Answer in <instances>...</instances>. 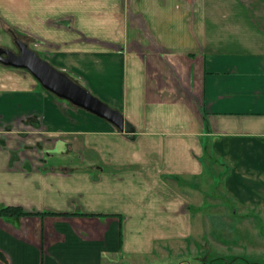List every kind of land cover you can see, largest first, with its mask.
<instances>
[{"label":"crops","instance_id":"1","mask_svg":"<svg viewBox=\"0 0 264 264\" xmlns=\"http://www.w3.org/2000/svg\"><path fill=\"white\" fill-rule=\"evenodd\" d=\"M0 31L133 128L0 63V209L30 213L0 215V264L244 250L228 236L264 218V0H0ZM216 173L227 200L205 195Z\"/></svg>","mask_w":264,"mask_h":264},{"label":"rangeland","instance_id":"2","mask_svg":"<svg viewBox=\"0 0 264 264\" xmlns=\"http://www.w3.org/2000/svg\"><path fill=\"white\" fill-rule=\"evenodd\" d=\"M20 39L19 37H17ZM21 40V39H20ZM14 42L12 41V37L6 36V33L3 31H0V45L7 46L10 49H13L16 51V45L13 44ZM29 46V45H28ZM37 81V80H36ZM39 84V82L37 81ZM39 86L44 89L40 84ZM1 126V125H0ZM17 126V125H16ZM20 127V126H18ZM0 128H5L0 127ZM1 130V129H0ZM25 125L21 126L18 128L17 134L20 137L19 132L25 131ZM16 134V135H17ZM38 156H41L42 153L38 150ZM208 165H206L207 167ZM208 176V174H205ZM211 176V179L206 178L204 179L205 182H203L205 186V195L208 197H218L220 199H226L227 200V195L225 194V189L223 190L222 187V179L221 176L217 175H209ZM213 224V229H216L214 233L220 234L219 220H212L210 221ZM236 222L235 220H231V224H234ZM202 227H205V224L209 223L207 220L206 221H201L199 222ZM242 228H244L246 231L243 235L239 236L236 234L238 237H234L229 235V239L233 240L237 246H242L244 245V250H240L236 248L234 252L232 253L231 251L227 252H218L217 249L213 248V251L211 252H206L202 247L199 245H194V240L191 239V243L188 245L185 242L181 243L180 246H174V251L173 254L178 255V259L174 260L171 264H196L194 260H191V255L194 256H200V257H206L207 261L205 264H264V218L262 219H252V220H241L238 222ZM259 230V231H258ZM200 238V237H199ZM201 240V238H200ZM215 240V239H214ZM207 242V240H204ZM216 241V240H215ZM217 242V241H216ZM216 242L213 241V243L216 245ZM199 243H202L200 241ZM208 243V242H207ZM230 245L233 244L232 242H229ZM233 245V246H236ZM231 246V248L233 247ZM196 250V251H195ZM237 251V252H235ZM229 253H232L233 256H229ZM148 264V263H146ZM152 264V263H149ZM167 264V263H166Z\"/></svg>","mask_w":264,"mask_h":264},{"label":"water","instance_id":"3","mask_svg":"<svg viewBox=\"0 0 264 264\" xmlns=\"http://www.w3.org/2000/svg\"><path fill=\"white\" fill-rule=\"evenodd\" d=\"M15 43L19 49L18 54L0 47L1 64L27 70L44 89L55 96L109 121L120 131L133 132L132 126L123 119L120 112L110 108L67 74L41 58L22 40L16 38ZM2 53L5 57H1Z\"/></svg>","mask_w":264,"mask_h":264},{"label":"trees","instance_id":"4","mask_svg":"<svg viewBox=\"0 0 264 264\" xmlns=\"http://www.w3.org/2000/svg\"><path fill=\"white\" fill-rule=\"evenodd\" d=\"M26 214H30V213L24 211L22 208L18 206H6L0 209V215H5V216H20Z\"/></svg>","mask_w":264,"mask_h":264},{"label":"flooded vegetation","instance_id":"5","mask_svg":"<svg viewBox=\"0 0 264 264\" xmlns=\"http://www.w3.org/2000/svg\"><path fill=\"white\" fill-rule=\"evenodd\" d=\"M16 38H17V36H13V37H12V41L14 42L13 44H15V45H16V43H15ZM0 47H5V48L10 49L9 47H7V46H3V45H0ZM16 47H17V45H16ZM10 50L13 51L15 54H18V53H19V49H18V47L16 48V51L13 50V49H10ZM1 57H5V54L2 53V54H1Z\"/></svg>","mask_w":264,"mask_h":264}]
</instances>
